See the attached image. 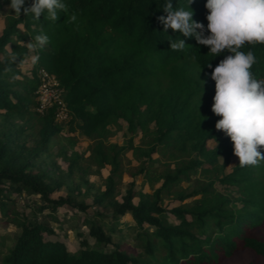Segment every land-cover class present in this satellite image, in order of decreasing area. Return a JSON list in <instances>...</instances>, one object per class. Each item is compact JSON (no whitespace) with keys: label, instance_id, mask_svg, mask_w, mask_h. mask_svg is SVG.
Instances as JSON below:
<instances>
[{"label":"trees","instance_id":"1","mask_svg":"<svg viewBox=\"0 0 264 264\" xmlns=\"http://www.w3.org/2000/svg\"><path fill=\"white\" fill-rule=\"evenodd\" d=\"M65 2L69 13L52 21L47 12L39 20L23 11L17 17L8 8L10 0H0V10L8 8L0 33V216L4 227L18 230L14 236L0 234V264H222L242 252L252 255L247 264H264V161L241 167L238 159L225 172L235 156L233 143L216 129L221 117L212 112L215 81L207 64L214 68L230 53L214 56L195 37L164 32L158 17L166 16L168 0ZM171 2L175 9H192L193 20L207 27L206 0ZM31 3L25 0L26 7ZM41 34L48 37L42 47L35 41ZM170 39L187 45L174 51ZM21 41L36 45L26 70L28 46ZM241 50L254 53L251 71L264 79V44L246 43ZM39 69L55 75L64 91L71 116L64 125L52 107L37 111ZM119 120L131 134L125 144L107 141L109 125ZM77 130L91 140L87 155L75 149L71 132ZM138 132L142 144H134ZM209 140L215 142L211 148ZM56 143L67 167L54 176L44 164ZM130 150L137 166L129 174L150 178L152 186L160 182L151 193L136 190L130 181L120 194ZM106 166L104 186L91 203L78 200L72 175L100 174ZM192 177L194 188L179 189ZM78 179L87 182L83 174ZM62 187L66 195L52 197ZM11 193L39 195L37 212L48 210L43 217L51 220L63 205L83 213L93 242L79 231V247L70 251L48 237L55 233L50 221L20 213ZM165 198L179 205L167 208Z\"/></svg>","mask_w":264,"mask_h":264},{"label":"clouds","instance_id":"2","mask_svg":"<svg viewBox=\"0 0 264 264\" xmlns=\"http://www.w3.org/2000/svg\"><path fill=\"white\" fill-rule=\"evenodd\" d=\"M192 0H190L189 5ZM207 27L193 20V10L175 9L171 0L164 5L166 16L158 17L164 32L172 29L184 37H195L199 45L209 48L214 56L227 51L212 69L211 79L215 81L212 112L221 117L216 129L223 131L233 143L234 155L239 165L257 166L264 161V79H257L251 69L256 63L252 51H242L247 44H264V0H206ZM8 8L17 17L32 15L39 20L45 12L47 18L57 21L59 13H69L65 0H32L25 6V0H10ZM75 13L70 21H76ZM207 33V34H206ZM35 41L41 47L48 42L46 35H37ZM21 44H24L21 41ZM187 44L184 39H170V49L182 51ZM30 48L36 45L29 43ZM15 59V57H13Z\"/></svg>","mask_w":264,"mask_h":264},{"label":"rangeland","instance_id":"3","mask_svg":"<svg viewBox=\"0 0 264 264\" xmlns=\"http://www.w3.org/2000/svg\"><path fill=\"white\" fill-rule=\"evenodd\" d=\"M7 6H3L0 10V33L1 30L4 27V15L7 13ZM24 45L28 46L30 41H23ZM27 61L22 65V69L26 70L29 67V61L33 58L32 48L28 46V54H27ZM109 135L107 137V141L114 142L118 144H125L126 141L129 139L131 134L128 132L127 129V123L123 120H119L116 123L109 125ZM67 128L65 127L61 134L64 135L66 133ZM72 135L77 137V143L75 144V149L79 152H86L85 154H88V147L91 143V140L87 138L86 136L81 135L78 130L76 132H71ZM134 144H142V136L141 132H138L134 136ZM28 144H32L31 139H28ZM208 147L211 148L215 145V142L212 140H209L207 143ZM59 147L60 144L56 143L51 146L48 156L45 159L44 167L49 169V171L54 175H58L59 173L62 175L66 171L67 162L63 159L61 154H59ZM69 149L67 148V153H69ZM125 167H126V173L123 176L122 184L120 185V194L124 193L125 187L128 182L134 181L135 186L134 188L136 190H141L143 192L151 193L152 190L157 187L160 182L154 183V186L151 184L150 178L144 177L141 174H138L136 176H131L129 173L132 171H135L137 166V161L133 158L131 150L126 153L125 158ZM231 162L230 164L225 168V172H229L232 168V166L238 161L237 156H231L230 157ZM223 161L222 157H219V164H221ZM85 164V163H84ZM161 165H157L156 169L157 172L160 171ZM91 170L95 169L94 166L90 168ZM91 170H89L87 173H81L76 172L72 175L71 181L74 185L79 186L78 191H75L74 193H77V199L78 200H84L88 203H91L92 195L95 192L97 188H103L104 186V178L108 174L109 167L106 166L103 168L99 173H94ZM83 174L84 179L87 180L86 183H82L81 180L78 179L79 176ZM213 174L219 175L218 172H214ZM203 177V176H202ZM205 179V178H203ZM196 185L194 177L190 181H182L180 184L179 189H184L185 191H190L192 188H194ZM215 187L220 191H225L224 187L220 185L218 182L215 183ZM67 191L65 187L60 188L58 191L54 192L52 194V197L56 198L58 196H64L66 195ZM236 194L233 193V196ZM10 196L15 199V206L17 210L20 213H24L28 218L32 219L35 216H37L40 220L50 221L52 227L54 228L55 233L53 235H49L48 237L54 240L62 241L67 249L70 251H75L79 247V237L77 236V232L84 231L85 235L83 237L89 239L90 242H93V239L88 237L86 235V227L82 224V219L84 217L83 213L76 212L75 209L70 208L69 206L63 205L58 207L55 215L57 217L56 220H51L48 217H43V213H48V210H44L43 213L37 212V206L40 203V196L39 195H28L26 193L17 194V193H11ZM120 197V196H119ZM118 197V198H119ZM193 198H189L186 200V202L192 200ZM164 204H167V208L172 207L174 205H179V202L176 200H169L168 198H165ZM92 209H90L91 211ZM127 218H129L127 216ZM168 218L170 220L175 221L173 215L169 214ZM5 218L0 216V234L4 233L5 231L9 232L14 236L15 233L18 232L17 228L13 224H8L7 227L5 224ZM264 227V226H263ZM262 236L264 237V228H262ZM130 241L132 238H129ZM11 242V241H10ZM9 242V243H10ZM110 248V247H107ZM252 259V255L249 252H242L237 253L232 259L223 261L222 264H247Z\"/></svg>","mask_w":264,"mask_h":264},{"label":"built area","instance_id":"4","mask_svg":"<svg viewBox=\"0 0 264 264\" xmlns=\"http://www.w3.org/2000/svg\"><path fill=\"white\" fill-rule=\"evenodd\" d=\"M36 75L38 79L36 89L37 111L43 113L52 107L55 120L64 125L71 116L63 98L64 91L60 87L58 79L44 69H39Z\"/></svg>","mask_w":264,"mask_h":264}]
</instances>
